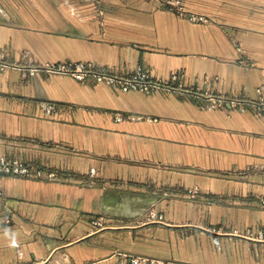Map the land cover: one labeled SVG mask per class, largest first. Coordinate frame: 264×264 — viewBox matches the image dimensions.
<instances>
[{
	"label": "crops",
	"instance_id": "1",
	"mask_svg": "<svg viewBox=\"0 0 264 264\" xmlns=\"http://www.w3.org/2000/svg\"><path fill=\"white\" fill-rule=\"evenodd\" d=\"M177 1L208 19L154 0H0V55L22 67L0 72V157L31 167L0 173V264H264V114L23 69L141 68L254 99L264 0ZM148 211L162 222H144Z\"/></svg>",
	"mask_w": 264,
	"mask_h": 264
},
{
	"label": "built area",
	"instance_id": "2",
	"mask_svg": "<svg viewBox=\"0 0 264 264\" xmlns=\"http://www.w3.org/2000/svg\"><path fill=\"white\" fill-rule=\"evenodd\" d=\"M156 4L165 6L169 10L177 11L184 14L191 21H206L208 18L202 14L186 11L182 8L177 0H154ZM22 68L15 63H9L0 55V72L8 69ZM27 69L30 74L41 71L48 74L67 75L79 82H84L91 78L96 83L108 86L121 92L138 91L145 94H151L157 91H173L178 93H186L195 95L198 98L205 99L207 104L203 105L204 109L222 108L228 110H243L246 107L250 108L257 114H264V86L260 85L255 89V98H238L223 93L215 94L209 91L201 92L196 85L190 88H184L182 84L177 83L178 77L176 75L168 79L154 78L141 68H135L131 72L124 74H115L107 72L100 65L91 62L82 61H66V62H47L44 64L23 67ZM41 107L47 115H50L56 109L55 103L41 102ZM114 119L120 121L124 118L132 119L134 116L130 114H123L114 112ZM0 173L12 175L16 177H30L31 167L17 160L0 157ZM44 173L37 170L36 176H43ZM54 174H47V177L52 179ZM190 198H195L197 192L194 189L187 191ZM264 203V201L262 202ZM144 222H162V216L156 215L153 211H148L144 216ZM131 264H171L162 260H155L152 258L141 256H129Z\"/></svg>",
	"mask_w": 264,
	"mask_h": 264
},
{
	"label": "rangeland",
	"instance_id": "3",
	"mask_svg": "<svg viewBox=\"0 0 264 264\" xmlns=\"http://www.w3.org/2000/svg\"><path fill=\"white\" fill-rule=\"evenodd\" d=\"M165 264H167V263H165Z\"/></svg>",
	"mask_w": 264,
	"mask_h": 264
}]
</instances>
